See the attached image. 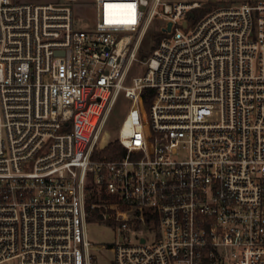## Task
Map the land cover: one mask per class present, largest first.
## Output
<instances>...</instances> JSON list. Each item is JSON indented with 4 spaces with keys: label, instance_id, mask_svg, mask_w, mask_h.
Instances as JSON below:
<instances>
[{
    "label": "built area",
    "instance_id": "built-area-1",
    "mask_svg": "<svg viewBox=\"0 0 264 264\" xmlns=\"http://www.w3.org/2000/svg\"><path fill=\"white\" fill-rule=\"evenodd\" d=\"M203 7L0 0V264H264V0Z\"/></svg>",
    "mask_w": 264,
    "mask_h": 264
},
{
    "label": "rangeland",
    "instance_id": "rangeland-1",
    "mask_svg": "<svg viewBox=\"0 0 264 264\" xmlns=\"http://www.w3.org/2000/svg\"><path fill=\"white\" fill-rule=\"evenodd\" d=\"M35 1H41V2H47L51 0H35ZM168 3H175V2H192V1H198L203 4V8H210L217 4H240L246 0H165ZM206 10H204L203 13H205ZM93 14V12L89 8L82 7L80 5L76 6L75 8V15L76 20L78 24V28H85L87 23H89L90 16ZM202 14V13H201ZM160 22L156 20L146 36V39L144 43L142 44L141 49L144 51H148L150 47H152L155 44V34L158 31L156 30V26L158 27ZM146 72V65L142 64H134L130 73L129 78H132L134 76L144 75ZM127 100L122 96L119 99L118 104H116L113 114L111 115L107 127L104 131V137L110 138V136L113 137V134L115 135L117 127L122 122L126 112L128 111V105L126 104ZM86 232L88 235L89 240L97 246H102L105 248H109V245H113L118 240V233L114 230V228L102 224V223H95V222H89L86 226ZM109 250V249H108ZM105 256L99 255V262L104 263L107 262L112 256V251H106L103 253Z\"/></svg>",
    "mask_w": 264,
    "mask_h": 264
},
{
    "label": "trees",
    "instance_id": "trees-1",
    "mask_svg": "<svg viewBox=\"0 0 264 264\" xmlns=\"http://www.w3.org/2000/svg\"><path fill=\"white\" fill-rule=\"evenodd\" d=\"M203 10H207V8H203ZM196 15H197V13H196ZM163 36H164L163 33L157 32L155 34V39H154L155 44L152 47H150V50H148V51H144L143 49H141L140 53H139L140 57L145 58L146 56H148L151 53V51L156 47V45L160 42V40Z\"/></svg>",
    "mask_w": 264,
    "mask_h": 264
},
{
    "label": "bare ground",
    "instance_id": "bare-ground-1",
    "mask_svg": "<svg viewBox=\"0 0 264 264\" xmlns=\"http://www.w3.org/2000/svg\"><path fill=\"white\" fill-rule=\"evenodd\" d=\"M116 104H117V103H116ZM111 115H112V114H110V117H111ZM110 117H108V119H107V123H108ZM106 126H107V124H106ZM113 136H114V134H113ZM107 140H109V138H108V137H104V135H103V142H107Z\"/></svg>",
    "mask_w": 264,
    "mask_h": 264
},
{
    "label": "water",
    "instance_id": "water-1",
    "mask_svg": "<svg viewBox=\"0 0 264 264\" xmlns=\"http://www.w3.org/2000/svg\"><path fill=\"white\" fill-rule=\"evenodd\" d=\"M190 15H191V16H193V15H194V13H193V12H190ZM170 26H171V24H169V28H170Z\"/></svg>",
    "mask_w": 264,
    "mask_h": 264
},
{
    "label": "snow or ice",
    "instance_id": "snow-or-ice-1",
    "mask_svg": "<svg viewBox=\"0 0 264 264\" xmlns=\"http://www.w3.org/2000/svg\"><path fill=\"white\" fill-rule=\"evenodd\" d=\"M129 7H132V6H129ZM129 22H134V20H132V21H129Z\"/></svg>",
    "mask_w": 264,
    "mask_h": 264
}]
</instances>
